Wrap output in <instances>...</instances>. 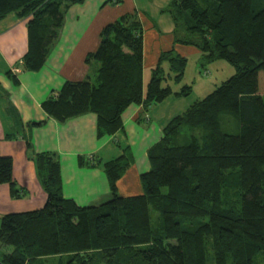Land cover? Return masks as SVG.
Wrapping results in <instances>:
<instances>
[{
  "label": "trees",
  "instance_id": "trees-1",
  "mask_svg": "<svg viewBox=\"0 0 264 264\" xmlns=\"http://www.w3.org/2000/svg\"><path fill=\"white\" fill-rule=\"evenodd\" d=\"M82 1L0 0V20L10 14L27 20L23 70L43 67L65 9ZM162 12L172 21L174 45L200 53V72L224 61L233 75L163 127L147 151L140 195L117 191L133 165L129 146L117 144L121 154L101 165L110 199L97 206L64 198L58 155L35 154L46 201L39 210L0 218V247L11 249L0 250V264L49 258L56 264H256L264 258V0H170ZM99 37L96 51L85 57L88 66L95 64L94 74L65 81L45 100L41 107L50 118L64 123L94 114L99 139L123 129L130 105L147 111L191 94L190 86L175 92L166 84H179L187 66L173 47L159 54L143 85V30L136 14L107 24ZM79 160L98 165L94 155ZM3 183L14 196L25 193L12 182V159L0 155Z\"/></svg>",
  "mask_w": 264,
  "mask_h": 264
},
{
  "label": "crops",
  "instance_id": "crops-1",
  "mask_svg": "<svg viewBox=\"0 0 264 264\" xmlns=\"http://www.w3.org/2000/svg\"><path fill=\"white\" fill-rule=\"evenodd\" d=\"M169 2L83 0L68 6L58 37L43 67L36 72L23 70L19 65L27 52V20L15 14L0 20V155L12 159V182L16 189L25 192L14 196L11 185L0 184V218L44 206L46 194L32 159L41 152L58 155L64 198L79 206H97L110 199L101 165L121 154L117 144L129 146L133 165L117 182V191L123 197L142 193L139 176L149 170L147 151L161 139L167 122L188 108L177 112L185 98L171 96L147 111L140 105H130L122 114L123 129L99 139L94 114L60 123L50 118L41 105L55 96L65 81L78 82L94 74L96 66L85 63L86 55L98 48L103 27L125 14H136L142 26L144 86L161 52L173 47L185 58L187 54L200 57L193 47L174 45L172 21L162 12ZM192 90L195 91L194 84ZM160 107H169L163 118ZM93 155L98 162L95 167L79 160Z\"/></svg>",
  "mask_w": 264,
  "mask_h": 264
},
{
  "label": "rangeland",
  "instance_id": "rangeland-1",
  "mask_svg": "<svg viewBox=\"0 0 264 264\" xmlns=\"http://www.w3.org/2000/svg\"><path fill=\"white\" fill-rule=\"evenodd\" d=\"M187 66L184 72V76L182 81L179 84H175L172 80H167L166 84L170 86L173 91H179L183 86H190L193 89V84L195 91L192 90L191 94L185 97V101L178 105L179 112L182 108L185 110L186 106L191 105L194 101L199 100L210 94L216 87H218L222 82L226 81L229 77H231L234 73V69L224 61H216L206 67L205 70L207 73L206 76L199 75V66L198 61L199 57L195 55L187 54ZM202 73V72H200ZM90 75H92L90 73ZM93 78V77H92ZM202 80V81H199ZM197 81V82H196ZM196 82V84H195ZM165 85V83H164ZM160 107L159 112L160 116L163 118L164 114L167 112L166 110L169 107L162 109ZM181 113V112H180ZM1 253L9 252L11 249L9 247H0ZM43 264H56V259H46L43 261ZM256 264H264V258L256 261Z\"/></svg>",
  "mask_w": 264,
  "mask_h": 264
},
{
  "label": "built area",
  "instance_id": "built-area-1",
  "mask_svg": "<svg viewBox=\"0 0 264 264\" xmlns=\"http://www.w3.org/2000/svg\"><path fill=\"white\" fill-rule=\"evenodd\" d=\"M112 2H114V3H115V2H116V0H112Z\"/></svg>",
  "mask_w": 264,
  "mask_h": 264
}]
</instances>
